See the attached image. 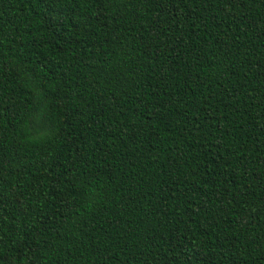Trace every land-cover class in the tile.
<instances>
[{
    "label": "trees",
    "instance_id": "trees-1",
    "mask_svg": "<svg viewBox=\"0 0 264 264\" xmlns=\"http://www.w3.org/2000/svg\"><path fill=\"white\" fill-rule=\"evenodd\" d=\"M0 264H264V0H0Z\"/></svg>",
    "mask_w": 264,
    "mask_h": 264
}]
</instances>
